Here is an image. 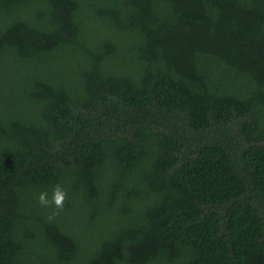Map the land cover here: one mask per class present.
Returning a JSON list of instances; mask_svg holds the SVG:
<instances>
[{"label": "trees", "instance_id": "16d2710c", "mask_svg": "<svg viewBox=\"0 0 264 264\" xmlns=\"http://www.w3.org/2000/svg\"><path fill=\"white\" fill-rule=\"evenodd\" d=\"M0 264H264V0H0Z\"/></svg>", "mask_w": 264, "mask_h": 264}, {"label": "clouds", "instance_id": "9594fccd", "mask_svg": "<svg viewBox=\"0 0 264 264\" xmlns=\"http://www.w3.org/2000/svg\"><path fill=\"white\" fill-rule=\"evenodd\" d=\"M65 196H66V192L64 191V189L61 186L57 185L54 189V194L51 201H49L46 198V194L44 192H41L39 196V201L42 205L47 206L49 203H52L57 208H60L63 206V201L65 199Z\"/></svg>", "mask_w": 264, "mask_h": 264}]
</instances>
